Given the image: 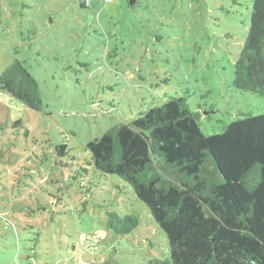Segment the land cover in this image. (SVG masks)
<instances>
[{"label": "rangeland", "instance_id": "374dc122", "mask_svg": "<svg viewBox=\"0 0 264 264\" xmlns=\"http://www.w3.org/2000/svg\"><path fill=\"white\" fill-rule=\"evenodd\" d=\"M251 1L0 0V74L17 59L41 99L35 111L0 90V264L169 258L147 208L86 146L175 97L201 108L205 136L264 114L232 86ZM107 212L139 225L116 237Z\"/></svg>", "mask_w": 264, "mask_h": 264}, {"label": "trees", "instance_id": "16d2710c", "mask_svg": "<svg viewBox=\"0 0 264 264\" xmlns=\"http://www.w3.org/2000/svg\"><path fill=\"white\" fill-rule=\"evenodd\" d=\"M232 86L264 100V0L251 1ZM0 90L39 110L38 84L17 59ZM199 111L175 97L115 125L87 144L90 164L128 185L165 234L169 258L147 264H264V114L205 136ZM138 225V216L107 212L116 237Z\"/></svg>", "mask_w": 264, "mask_h": 264}, {"label": "water", "instance_id": "95a60500", "mask_svg": "<svg viewBox=\"0 0 264 264\" xmlns=\"http://www.w3.org/2000/svg\"><path fill=\"white\" fill-rule=\"evenodd\" d=\"M131 3H133V1H131ZM59 165H60V167L62 168V170H63V173L65 174V176L67 177V175H68V170H67V166L66 165H63L60 161H59Z\"/></svg>", "mask_w": 264, "mask_h": 264}, {"label": "built area", "instance_id": "2783aa9c", "mask_svg": "<svg viewBox=\"0 0 264 264\" xmlns=\"http://www.w3.org/2000/svg\"><path fill=\"white\" fill-rule=\"evenodd\" d=\"M106 1H110V0H106Z\"/></svg>", "mask_w": 264, "mask_h": 264}]
</instances>
